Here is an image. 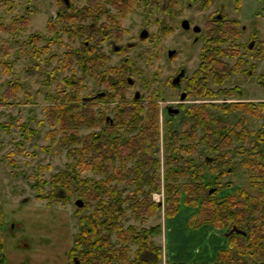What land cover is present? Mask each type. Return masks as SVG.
<instances>
[{"label": "rangeland", "instance_id": "374dc122", "mask_svg": "<svg viewBox=\"0 0 264 264\" xmlns=\"http://www.w3.org/2000/svg\"><path fill=\"white\" fill-rule=\"evenodd\" d=\"M69 1L71 6L65 8L62 0H0V22L8 26V30L0 29V188L6 201L4 213L10 216L9 206H6L9 202L14 209L12 217L17 220L15 227H11L12 223L6 225L10 229L5 228L4 235L7 248L15 253L17 260L28 263H33L36 258L44 261L66 259L79 229L74 210L75 200L82 197L80 191L74 190L73 180H70L72 199L64 205L48 204L46 199L37 197L38 194L47 195L51 190H62L58 181L66 182L72 176V157L67 155L70 146L59 144L62 136L59 124L52 125L47 118L52 107L69 104L78 106L77 110L81 111L90 106L94 114H102L106 122L114 118L120 105L133 111L141 108L140 116L143 118L151 105H156L160 142L152 155L159 160L163 174L167 155L164 136L181 130L187 107L213 104V108L209 106L210 117L220 118L231 126L228 134L234 140L231 150L237 162L234 174L220 181L223 184L231 180L234 185L246 188L249 187L248 172L239 164L242 157L235 153L234 147L243 143L237 138L244 139V129L248 132L263 129V118L245 115L234 109L223 112L218 106H229L238 101L255 104L264 101V85L260 83V75L264 78V48L263 56L257 59V50L249 52L245 45L253 32L260 42H264V0H210L208 5L202 0H131L130 11L123 16L106 0H93L90 6L88 0ZM100 5L107 10L106 14L98 15L97 6ZM84 7L91 10L96 7L98 16H87L73 25L69 23L67 27L60 22V17L67 12L73 13ZM217 9L224 10L228 18L237 19L241 26H245L236 44L228 41L222 45L236 53L222 57L223 60L231 66L239 63V71L218 84L209 77L206 89L215 94L197 97L187 91L179 106V93L187 89L186 79L193 78L202 54L207 55L211 48L205 42L209 30L204 25L211 19V11ZM24 18L29 20L26 27L21 22ZM182 18H187L191 25L200 26V33L182 29L179 25ZM144 29L148 35L143 38L140 33ZM196 36L199 37L197 41L194 40ZM168 49H175L172 57L167 55ZM67 52L74 55V59L69 67H63L62 61ZM99 55L106 58V62L92 75L87 62ZM182 67L186 72L185 80L180 85H173L172 77ZM119 78L127 84L116 97V91L107 84H114ZM65 79L70 83H66ZM224 89L228 90L225 94L233 95L224 96ZM136 93H139L137 98ZM70 95L75 98L71 102L68 100ZM167 106L179 107L180 110L172 113ZM241 119L242 122L237 123ZM104 127L105 123L82 126L78 133L92 139ZM135 132L128 129L123 138L127 139ZM204 133V129L199 127L197 134L201 136ZM248 137L245 146L256 136L250 134ZM258 147L264 149V141ZM215 154L214 150L202 145L197 154L190 157L197 164L206 160L205 172L212 178L222 168L217 164L216 171H210L209 161L214 160ZM228 160L226 158L225 162ZM135 163V159L130 160L127 166H134ZM177 164H181V160ZM114 165H118L116 159ZM66 172L69 175L63 176L62 173ZM80 176L93 180L105 177L93 171L82 172ZM115 185L123 196L135 192L133 184ZM215 185L212 183L210 187ZM233 189H224L218 195ZM152 198L161 204L158 214L147 221H135L128 213L122 224L124 227L135 224L138 228L161 224L162 232L153 237V243L164 246L165 235L175 227L176 219L164 218L163 184L161 191L154 192ZM94 207L95 204H91L83 214L91 213ZM186 229L191 230L187 225ZM110 240L114 241V237L111 236ZM169 245H174V241L168 242ZM198 263L201 262L190 264Z\"/></svg>", "mask_w": 264, "mask_h": 264}, {"label": "trees", "instance_id": "16d2710c", "mask_svg": "<svg viewBox=\"0 0 264 264\" xmlns=\"http://www.w3.org/2000/svg\"><path fill=\"white\" fill-rule=\"evenodd\" d=\"M88 1L89 6L94 3L93 0ZM106 1L116 7L121 16L128 13L132 5L131 0ZM97 8L98 15L107 13L103 5ZM94 9L84 7L73 13L67 12L60 17V22L67 27L69 23L73 25L87 16L96 17L98 16L96 7ZM28 21L27 18L21 21L24 27L28 26ZM6 27L8 26H3L0 22V29ZM241 31L237 19L224 17L223 20L216 22L214 30L209 31L205 40L206 45L210 44L211 48L207 55L202 54L200 66L192 78L197 80L190 83L188 91L191 95L211 96L215 92L206 89L209 77L218 84L239 71V63L231 66L223 60L222 57L236 53L233 50L228 51L229 48H223L222 45L228 41L236 44ZM263 43L261 41L259 44L257 59L263 56ZM234 50L236 51L235 48ZM73 59L74 55L67 52V57L62 61L63 67H69ZM105 59L101 55L90 58L87 62L90 65V74L95 75V69L100 68L106 62ZM262 76L260 75V83L264 85ZM65 81L70 83V80ZM126 84L119 78L114 84L107 85H110L116 91V97H119ZM226 92L228 90L224 89V96L233 95L225 94ZM74 99L71 95L68 98L70 102ZM68 105L52 107L47 113V118L52 125L59 124L62 132L59 144L63 147L70 146L67 155L72 157L70 162L72 176L68 177L66 182L58 181L60 187H63L62 190L58 192L51 190L47 195H37L40 199H46L48 204L64 205L72 199L70 180L74 181V190L80 191L82 198L79 199L83 201V206L75 207L74 210L78 217L79 229L65 264H156L161 261V246L153 243V237L162 231L161 224L149 228H138L135 224L124 227L122 220L128 213L135 221H147L158 214L161 211V204L153 200L152 194L160 192L162 184L165 193L163 209L165 218L174 217L183 204L197 209L186 223L189 229H197L203 225L224 229L226 246L218 251L213 264H264V149L258 147L259 143L264 141V122L263 129L256 132L244 129V139L237 138L243 143L234 147L235 153L242 157L239 164L248 172L249 187L246 188L234 185L231 180L223 184L220 181L223 177L234 174L237 162L231 150L234 140L228 134L231 126L220 118L210 117L209 106L213 108V104H193L187 107L186 119L181 130L164 136L167 155L163 174L160 172L159 160L152 155L160 142L156 105H151L144 118L140 116L141 108L133 111L120 105L114 118L106 122L102 114L96 116L90 106L78 111V106ZM218 109L223 112L234 109L245 115L264 119V101L257 104L238 101L229 106H218ZM242 119L237 123L240 124ZM102 123H105L103 131L92 139L78 133L82 126H97ZM199 127L205 131L201 136L197 134ZM128 129L136 132L124 139L123 135ZM250 134L256 137L245 146ZM202 145L217 153L214 160L209 161L210 171H216L217 164L222 167L211 176L212 178L205 172L206 160L197 164L190 157L191 154L196 155ZM226 158L229 160L225 162ZM114 159L118 161V165H114ZM133 159L136 160L135 165L127 166V162ZM178 160H181V164H177ZM85 171H93L105 177L99 180L82 178L80 173ZM62 175L68 176L69 173ZM212 183L216 185L210 187ZM115 184H133L135 192L123 196ZM230 187H234L232 192L218 195ZM93 203L95 207L92 212L83 214V211L89 210ZM111 236L114 237V241L110 240ZM166 264L190 263L167 260Z\"/></svg>", "mask_w": 264, "mask_h": 264}, {"label": "crops", "instance_id": "0c3cea01", "mask_svg": "<svg viewBox=\"0 0 264 264\" xmlns=\"http://www.w3.org/2000/svg\"><path fill=\"white\" fill-rule=\"evenodd\" d=\"M1 190L2 188H0V264H65L69 253H67V258L64 260L44 261L36 258L33 263H28L22 259L17 260L15 253L7 248L6 236L4 235L5 228L10 229L6 225H11L12 223L11 227H15L17 226V220L14 219L15 217H12L14 209L12 210L13 207L9 202L6 206H9L10 216L8 213H4L3 209L5 210L6 201L4 193H1ZM196 211V208L187 207L183 204L180 206L179 212L172 217L176 219L175 227H172L169 230V234L165 235V245H158L162 248V258L156 264H166V260L186 263L214 262L218 251L226 246V236L223 231L215 229L210 225H203L197 229L188 231L186 223ZM172 241H174V245L168 246V242ZM190 241L191 243H189ZM1 257L3 261H1Z\"/></svg>", "mask_w": 264, "mask_h": 264}, {"label": "flooded vegetation", "instance_id": "af4514ba", "mask_svg": "<svg viewBox=\"0 0 264 264\" xmlns=\"http://www.w3.org/2000/svg\"><path fill=\"white\" fill-rule=\"evenodd\" d=\"M235 1L237 2L238 0H235ZM202 2H204L205 4L208 5L210 3V0H202ZM62 4H63V6L65 8H69L71 6L69 0H62ZM207 5H206V7H207ZM209 15L211 16V19L209 18L208 21L206 22V24L204 25V28L205 29H208L209 31L214 30V25L216 24L217 21H221V20L224 19V17H227V13L224 10H221V9H217V10L211 11V13ZM179 25H180V27L182 29L187 30V31L192 30L195 33H200V31L202 30L201 27L198 26V25H191L190 22H189V20L187 18H182L179 21ZM241 28H242V30H244L245 29V26L242 25ZM145 32H146V35L144 36L143 34ZM147 35H148V31L145 30V29L142 30L141 33H140V36L143 37V38L146 37ZM250 35H252V37H251L250 40L246 41V44L245 45H246V49L249 52H252L253 50L254 51L255 50H258V48H259L258 45L260 44L259 43L260 41L256 37V33L253 32ZM198 39H199V37H197V36L194 38L195 41H197ZM115 48L118 49L119 46H115ZM170 50H174L175 51V49H168L167 50V55L168 56H169V51ZM172 56H169V57H172ZM250 71L252 72V70H250ZM185 75H186L185 69L183 67L180 68L179 71L177 72V74L174 77H172V80H171L172 84L173 85H176V86L178 84L180 85L183 82V80H185ZM192 80L193 81L194 80H197V78L196 79H192V78H187L186 79V87H187V89H186V91H181L179 93V98H180V100H179V106H180V103H182L184 101V99L186 98V96H187L186 93L189 90V86H190V83L192 82ZM136 94H135V97L137 98ZM183 95H184V97L182 98ZM176 108L179 109V107H176ZM174 109L175 108H173L171 106H167V110L168 111L170 110L169 112H173L171 110H174Z\"/></svg>", "mask_w": 264, "mask_h": 264}, {"label": "water", "instance_id": "95a60500", "mask_svg": "<svg viewBox=\"0 0 264 264\" xmlns=\"http://www.w3.org/2000/svg\"><path fill=\"white\" fill-rule=\"evenodd\" d=\"M143 35L145 36L146 35V32ZM174 53H175L174 50H170L169 51V56H172ZM136 96L138 97L139 96V93H137ZM183 97H184V95L182 96V98ZM171 111H173L172 113H178L179 112V109L175 108L174 110H171ZM75 205H76V207H82L83 206V201L81 199H77V200H75Z\"/></svg>", "mask_w": 264, "mask_h": 264}]
</instances>
